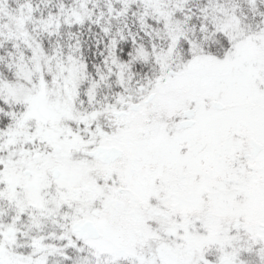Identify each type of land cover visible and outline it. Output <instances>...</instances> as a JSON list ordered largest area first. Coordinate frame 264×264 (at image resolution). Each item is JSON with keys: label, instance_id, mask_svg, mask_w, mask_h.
Masks as SVG:
<instances>
[{"label": "snow or ice", "instance_id": "6c2138e0", "mask_svg": "<svg viewBox=\"0 0 264 264\" xmlns=\"http://www.w3.org/2000/svg\"><path fill=\"white\" fill-rule=\"evenodd\" d=\"M0 264H264V0H0Z\"/></svg>", "mask_w": 264, "mask_h": 264}]
</instances>
